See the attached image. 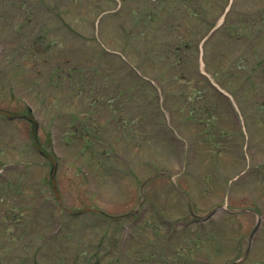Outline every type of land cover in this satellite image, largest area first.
Segmentation results:
<instances>
[{"label": "rangeland", "instance_id": "1", "mask_svg": "<svg viewBox=\"0 0 264 264\" xmlns=\"http://www.w3.org/2000/svg\"><path fill=\"white\" fill-rule=\"evenodd\" d=\"M30 1L22 9L21 0H0V107L14 115L9 120L0 114V167H6L0 178V264H89L96 256V264H234L258 219L251 208L261 210L263 220L251 253L237 264H264V73L258 70L264 38L253 45L247 38L226 42L231 31L218 30L203 44V69H241L235 61L243 51L247 65H255V92L226 89L245 133L234 104L225 107L197 75V49L182 50L185 66L167 58L190 35L204 36L209 25L202 18L188 13L190 18H167L166 26L162 0H154L155 7L153 0ZM207 5L214 24L221 23L224 0ZM263 9L264 0H237L230 16L242 10V23L253 24L251 30ZM150 12H161L160 25ZM223 48L230 54H221ZM128 69L145 76L132 72L137 84ZM148 69L169 82L167 107L182 139H172L160 101H148L147 95L160 93ZM125 88L138 96L133 90L126 100ZM22 91L34 105L43 150L58 159V193L50 184L53 161L36 148L34 126L21 114L27 111ZM248 109L257 110L255 117ZM84 126L92 127L90 137L97 132L102 138L88 149L75 131ZM79 132L85 139L87 131ZM248 165L253 170L239 177ZM218 205L226 208L187 225L191 209L206 215ZM102 211L124 216L108 221Z\"/></svg>", "mask_w": 264, "mask_h": 264}]
</instances>
